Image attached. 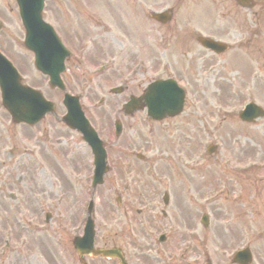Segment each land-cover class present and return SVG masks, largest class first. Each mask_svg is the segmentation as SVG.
<instances>
[{"label": "rangeland", "instance_id": "374dc122", "mask_svg": "<svg viewBox=\"0 0 264 264\" xmlns=\"http://www.w3.org/2000/svg\"><path fill=\"white\" fill-rule=\"evenodd\" d=\"M64 1L50 0L47 13L44 14L45 20L57 26L55 6L64 5ZM192 4V2L181 3L179 0H142V13L147 7H150L149 9L153 12L172 9L173 17L168 29L158 24L152 25L154 30L143 27L141 31L137 32L134 39L132 35H127L122 30L119 33L111 30L107 35L108 42L106 44L101 43L100 46L91 44L99 39L98 37H101L100 33H93L90 37V45L86 37H78L80 46L87 49L83 57L84 64L69 67V71L64 76L66 89L69 92H83L82 95L85 99L82 104L88 111V119L101 137L109 136L114 121L120 122L123 127L122 147L109 155L115 164L114 173L116 172L119 182L113 181L110 177L109 182L105 181L103 187L97 189L98 194H96L92 219L95 223V246L107 244V246L120 247L134 264H156L152 256L154 248L159 249V254L165 256L166 246H154L153 239L149 235L148 230L152 227L153 220L141 221L135 215V210L139 207L136 197L146 196L145 193L151 192L153 189L151 176L155 173V169H168V164L165 163L167 159H173L172 164L175 163L176 159H179L180 163L182 159H188L195 150L196 143L203 140L202 138L199 139V121L212 122L216 111L220 113L225 111L238 112L246 102L250 101L264 111V32L259 33L258 39H254L253 45L251 42H246V35L244 34L246 31L244 25L249 24H241L238 21L239 28H235L229 24L226 26L224 20L217 19L219 22L214 24L217 28V36L223 38V41L237 42L240 40L239 46L238 48L233 47L226 55L218 58L209 57L208 60L202 61L206 53L201 52L197 45H192L191 40L187 45L189 49L180 52L182 46L179 36L183 34L181 27H185L188 31L192 29V26L189 25ZM195 8L200 18L202 11L198 6ZM95 10L101 11L97 5ZM203 14L207 22L211 18V14ZM58 15L64 21L59 12ZM0 18L4 25L0 33L2 51L14 62L20 72H25L23 74L29 84L41 86L49 99L58 100L57 92H49L43 86V80L37 79L27 71L31 58L23 50L21 44L22 30L18 19H16L15 4L11 0H0ZM124 26L127 27L128 24ZM68 32L73 33V29L69 27ZM185 37L190 36L185 33ZM70 39L73 40V38ZM187 41L185 38L184 42L187 43ZM106 47L107 52H105ZM240 54H242L243 59L248 58V62L240 61L239 59H242ZM233 57L238 58L240 62L234 61ZM221 59L225 61L231 59L232 64L228 63V66L226 65L214 73L205 72L207 67L217 64V61ZM111 62L114 63V69L106 73L105 76L94 69L98 64L107 66ZM137 63H140L143 69L141 75L135 78L136 81L130 87L123 88L122 93L110 95L109 90L119 87V82L125 79L128 73H131L129 71L130 66ZM97 74L102 75L97 76ZM172 74L186 85L187 97L183 118L169 123L167 128L160 125L154 129L139 124L138 120L140 121L142 115L134 116L137 124H133L130 119L121 114L120 108L129 94L138 95L149 83V80ZM100 99L105 101L102 105L97 106L96 103ZM58 111L63 110L59 108ZM221 122L222 127L219 129L221 130L219 134L221 140L218 137L216 140L217 143H223L224 148L227 147V149L231 148L226 143L229 138L226 133L231 138L240 135L242 141L245 130H249V126L236 121V119H232V122ZM45 124L47 141L44 145L39 146L40 156L35 159V162L21 159L15 164L12 155L21 152V150H15L14 154L10 153L8 160L4 158L3 151H6V154L9 153L8 149H15L16 145L22 141L27 145L32 135L29 132L21 131L20 128H11L6 113L0 109V241L6 230L14 232L16 238H13V253L11 251L8 259L6 258L3 262L0 260V264H77L71 244H66L65 241L80 213L77 202L82 203L86 181L70 183L72 191H67L65 190V177L63 175H68L63 173L60 175V172L63 171L66 164L65 159L69 158L78 161L74 167L78 168L76 169L78 176L85 178L89 171L85 166V161L84 165L81 161V158L85 157V151L81 150L82 144L74 142L73 134L68 135L55 119L48 118ZM241 128L244 130L243 134H233V130L236 131ZM5 129L7 133L4 132ZM251 132L254 138L252 139L251 135H248L250 143L259 147V149L254 150V153L262 154L261 159L256 157L255 160L261 161L264 158V117L252 125ZM206 141L208 138H205ZM191 142L193 151L187 148V144ZM67 147L71 149H67ZM138 150L146 155L143 162L127 157L124 166H119L114 160L117 153L124 160L125 152ZM76 151L78 155L74 154ZM156 160L161 161L158 162L157 167H154ZM55 161L56 164H54ZM40 165L44 169V175L40 171H36L37 169L40 170ZM117 169L123 170L117 171ZM135 170L137 171L136 175L132 172ZM180 171L181 169L175 168V172H170L168 175L179 176L181 175ZM122 173L127 174V177L124 174L120 178L118 175ZM128 173L132 175L130 181L127 180L129 178ZM191 175L193 176V174ZM257 176H264V172L257 174ZM256 180L255 192L257 196L264 197V180H257V182ZM194 185L197 187L196 190L193 189ZM163 188L171 191L173 201L181 198V191L203 194L208 190L207 187L205 190L201 186L199 187L194 179L192 181L180 179V185L176 180H169V182L166 181L159 186V189ZM213 188H215L214 185ZM114 189H116L115 192ZM176 190H179V194H173ZM213 192V189L209 190L208 195ZM60 193L66 194L64 201L59 200ZM10 194L14 195L12 201L8 199ZM130 197L132 200H128ZM117 198H120V203L116 201ZM48 200H55L58 204L60 203L54 208L53 218L49 219L50 228L55 230L47 232L45 235L35 234V236L31 234L26 236L25 233H20L17 237L16 227L22 230L17 225V221L20 220L18 213L26 212L29 215H34L37 212L38 204L44 205ZM129 203H132L130 209H128ZM223 205H227V202H224ZM123 207L127 208L126 215L125 211L122 212ZM35 216H38V213ZM56 236L64 244L61 249L54 245ZM259 250L261 249L256 247L255 255L261 257ZM54 259L56 260L54 261ZM177 261L179 263L176 264H182L178 256ZM106 263L99 260L90 262V264Z\"/></svg>", "mask_w": 264, "mask_h": 264}, {"label": "flooded vegetation", "instance_id": "af4514ba", "mask_svg": "<svg viewBox=\"0 0 264 264\" xmlns=\"http://www.w3.org/2000/svg\"><path fill=\"white\" fill-rule=\"evenodd\" d=\"M125 3H127L130 15L133 14L134 17H138L141 11V0H65L64 5L55 6L57 12L56 24L60 36L63 39L73 38L74 43L72 47L80 50L81 46L77 39L78 37L90 38L94 32L101 35L104 29L109 32L110 27L107 23H111L113 29L116 28L114 23H124L127 18ZM96 5L101 11L95 10ZM58 12L64 21L60 19ZM101 24H105V28ZM69 27L73 29V33L68 32ZM118 28H121V26ZM189 162L190 160H185L186 164L183 166L184 175L181 177L182 180L187 179L192 181L194 179L199 187L201 186L204 190L207 187L208 190L203 194H200V192L193 194L181 191V198L172 201V204L171 202L163 203L166 206H163L159 200L158 192H152L153 201L150 214L152 218H156L153 219L152 228L162 229L166 226L175 225L177 229L183 228L187 232L201 229L203 231L202 241L198 243L187 241L190 244V249L183 258V261L186 264H189V260H195L198 264L209 263L211 260V256L208 254L210 241L205 237L204 233L206 229L203 228L205 226L203 224L201 226L199 222V219L201 221L200 215L202 217L208 211L210 215V220L208 219L209 229L215 237L212 244L214 264H233L229 258L231 250L238 247L252 249L254 244L253 221L251 218V214L253 213V178L247 175H234L228 178V181L233 182L234 185L225 186V192L229 198L233 196V198L238 199L232 203L233 207L230 210L222 211L220 203L212 204L208 207L205 203L209 190H221V176L214 177L212 182L207 181L204 171L190 168ZM213 185L215 188H213ZM193 189L196 190L197 187L195 186ZM175 193L179 194L178 191ZM168 208L170 220L164 219L165 209ZM161 216L162 218H159ZM163 224L164 226H162ZM259 264H264V262L261 261Z\"/></svg>", "mask_w": 264, "mask_h": 264}, {"label": "water", "instance_id": "95a60500", "mask_svg": "<svg viewBox=\"0 0 264 264\" xmlns=\"http://www.w3.org/2000/svg\"><path fill=\"white\" fill-rule=\"evenodd\" d=\"M21 16L23 18L24 25L28 26L31 23H33V21H38V10H35V14L28 15L27 11H24V9H21ZM29 17L31 18V20L28 19ZM1 61H3V60L0 59V87L2 88V86H5L7 84L8 80L11 78V76L14 77L15 75L13 74L12 69L8 65L4 64ZM47 72H48L49 76H51V80L53 82V85H58L61 88V85L59 84L58 79H57L58 71L54 72V69L52 68V71L47 70ZM6 73H8L10 75H7ZM90 132H91L90 129H88V132L83 131L84 135H86V134H88ZM91 145L95 146L93 148V153L95 155L96 161L99 164L102 165L103 164V152H102L101 147L99 145L96 146L95 144H91ZM88 230H89V232L91 234V232H92L91 225L89 226ZM91 236H92V234H91ZM91 253L94 256H97V255H102L104 257H106V256H116V252L114 250H109V251L97 250V251H92Z\"/></svg>", "mask_w": 264, "mask_h": 264}]
</instances>
